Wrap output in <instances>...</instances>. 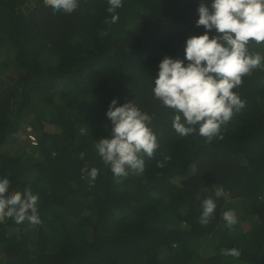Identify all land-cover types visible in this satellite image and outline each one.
<instances>
[{"label":"trees","instance_id":"1","mask_svg":"<svg viewBox=\"0 0 264 264\" xmlns=\"http://www.w3.org/2000/svg\"><path fill=\"white\" fill-rule=\"evenodd\" d=\"M198 4L124 0L113 24L107 0H80L71 14L0 0V175L39 196L41 221H0V264H264V70L234 89L245 107L210 143L179 136L152 93L161 60L183 59L187 37L203 34ZM249 50L264 55V43ZM113 99L153 115L160 145L143 173L120 179L94 149ZM26 123L37 144L18 137ZM85 166L99 169L95 182ZM217 187L203 226L201 202Z\"/></svg>","mask_w":264,"mask_h":264},{"label":"clouds","instance_id":"2","mask_svg":"<svg viewBox=\"0 0 264 264\" xmlns=\"http://www.w3.org/2000/svg\"><path fill=\"white\" fill-rule=\"evenodd\" d=\"M45 2L55 12L71 14L79 7L80 0ZM123 2L107 0V11L112 14L110 23L118 22L117 10L123 7ZM197 13L196 27H203V34L187 37L183 59L161 60L152 93L164 107L172 110V127L179 136L198 132L210 143L217 137L222 138V126L245 107V101L234 89L242 85L244 76L256 69L264 70V55L249 50L252 42L264 43V0H199ZM106 117L111 129L108 136L96 140L95 151L116 179L143 173V156L153 157L160 146L151 126L154 116L134 101L120 104L118 99H113ZM26 132L27 136L33 134L32 128L31 133ZM84 156L81 152L80 158ZM83 171L91 182L99 175L96 167L89 170L85 166ZM223 195L224 189L217 187L213 196L202 200L201 225L209 224L217 208L216 200ZM38 200L39 196L31 188L17 191L11 187L9 175H0V221L11 217L16 223L25 220L34 225L41 223ZM222 219L229 228L238 223L232 210L224 211ZM223 255L238 259L241 252L229 248L223 250Z\"/></svg>","mask_w":264,"mask_h":264},{"label":"rangeland","instance_id":"3","mask_svg":"<svg viewBox=\"0 0 264 264\" xmlns=\"http://www.w3.org/2000/svg\"><path fill=\"white\" fill-rule=\"evenodd\" d=\"M6 74H9L10 75V71H7V73H5V75ZM5 75H3V76H5ZM29 125L26 123V124H24V125H21L20 127V131L18 132V137H20L21 139H26V137H28L26 134H27V132H26V130L29 132V133H31V128L30 127H28ZM34 135V134H33ZM35 136V135H34ZM36 137V136H35ZM28 139H30V138H28ZM31 140V139H30Z\"/></svg>","mask_w":264,"mask_h":264},{"label":"built area","instance_id":"4","mask_svg":"<svg viewBox=\"0 0 264 264\" xmlns=\"http://www.w3.org/2000/svg\"><path fill=\"white\" fill-rule=\"evenodd\" d=\"M28 136L30 137V139H31V143H32V144H37V143H36V140H37V139H36V137H35L33 134H29Z\"/></svg>","mask_w":264,"mask_h":264}]
</instances>
